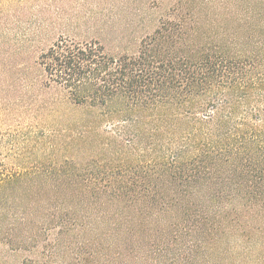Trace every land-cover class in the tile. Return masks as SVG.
<instances>
[{
	"label": "trees",
	"instance_id": "1",
	"mask_svg": "<svg viewBox=\"0 0 264 264\" xmlns=\"http://www.w3.org/2000/svg\"><path fill=\"white\" fill-rule=\"evenodd\" d=\"M185 1L153 15L122 0L102 10V46L63 32L41 51L57 149L50 166L0 171V264H98L101 251L102 264H264V12L244 38L197 42ZM162 132L161 155L142 144ZM101 197L129 212L98 215Z\"/></svg>",
	"mask_w": 264,
	"mask_h": 264
},
{
	"label": "rangeland",
	"instance_id": "2",
	"mask_svg": "<svg viewBox=\"0 0 264 264\" xmlns=\"http://www.w3.org/2000/svg\"><path fill=\"white\" fill-rule=\"evenodd\" d=\"M121 1L0 0V171L5 172L16 167L34 171L41 164L44 167L50 166L47 162L53 160L57 149L55 144L57 115L51 107L54 94L51 92L45 98L41 96L39 90L41 72L36 64L37 58L42 50L60 37H65L62 35L63 32L69 36L74 32L75 36L71 37L77 41H82L84 37L92 38L102 46V10L121 8ZM151 1H154V6L149 4ZM174 1L177 0H127L122 10L138 14V8L144 5L150 6V13L156 15L158 12L167 11L168 6ZM182 10L183 13H190V17L184 22L187 31H190V40L201 42L216 39L219 38L217 37L219 34L224 35L222 32L236 35L241 39L246 37L247 28L257 26L258 22L253 20V15L264 12V0H187ZM109 36L115 37L116 34ZM176 41L181 43L180 38ZM110 46L117 50L119 43L114 41ZM120 107L123 110V107ZM160 111L159 115L166 113L163 109ZM137 114L144 117L147 129L157 120L156 111L146 110ZM105 119L103 113L100 130L105 131L110 125L114 130L116 123L104 122ZM166 119L169 121L170 118ZM127 125L123 123V126ZM108 136L111 139L114 136L113 132L106 135ZM141 138L144 146H149V149L152 148L153 152L159 155L168 142V135L165 132L156 138L148 134ZM91 149L98 152L93 147ZM144 154V157H148L151 153L145 151ZM27 183L36 186L43 184L36 179H29ZM51 184L52 181L45 182V185ZM104 202L105 199L101 197L95 205L98 215L108 209L124 211L122 213L124 216L127 215L125 212H129L116 202L109 204ZM123 239L127 241L126 238ZM98 241L102 242V235ZM221 258L222 256L217 254L212 255V263L235 264L229 255L224 256L222 261ZM95 260L102 264V251L99 256H95Z\"/></svg>",
	"mask_w": 264,
	"mask_h": 264
}]
</instances>
